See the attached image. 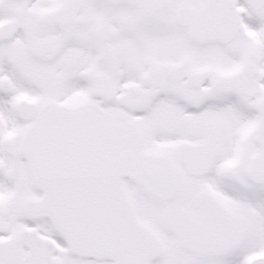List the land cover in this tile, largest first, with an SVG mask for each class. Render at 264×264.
<instances>
[{"label":"snow or ice","instance_id":"snow-or-ice-1","mask_svg":"<svg viewBox=\"0 0 264 264\" xmlns=\"http://www.w3.org/2000/svg\"><path fill=\"white\" fill-rule=\"evenodd\" d=\"M0 264H264V0H0Z\"/></svg>","mask_w":264,"mask_h":264}]
</instances>
